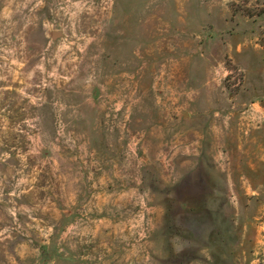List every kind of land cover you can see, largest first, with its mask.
Returning a JSON list of instances; mask_svg holds the SVG:
<instances>
[{
	"label": "rangeland",
	"instance_id": "rangeland-1",
	"mask_svg": "<svg viewBox=\"0 0 264 264\" xmlns=\"http://www.w3.org/2000/svg\"><path fill=\"white\" fill-rule=\"evenodd\" d=\"M263 45L264 0H0V264H264Z\"/></svg>",
	"mask_w": 264,
	"mask_h": 264
},
{
	"label": "trees",
	"instance_id": "trees-1",
	"mask_svg": "<svg viewBox=\"0 0 264 264\" xmlns=\"http://www.w3.org/2000/svg\"><path fill=\"white\" fill-rule=\"evenodd\" d=\"M263 49H264V45H263ZM172 188H176V186H173ZM185 204V200H182L181 198H176L175 199V207L177 209V213H181L182 212V205ZM163 209H164V213H163V219L165 220L167 217V210L165 205H162Z\"/></svg>",
	"mask_w": 264,
	"mask_h": 264
},
{
	"label": "water",
	"instance_id": "water-1",
	"mask_svg": "<svg viewBox=\"0 0 264 264\" xmlns=\"http://www.w3.org/2000/svg\"><path fill=\"white\" fill-rule=\"evenodd\" d=\"M58 35H59V32H57V31H55V32L52 33V36L53 37H57Z\"/></svg>",
	"mask_w": 264,
	"mask_h": 264
},
{
	"label": "crops",
	"instance_id": "crops-1",
	"mask_svg": "<svg viewBox=\"0 0 264 264\" xmlns=\"http://www.w3.org/2000/svg\"><path fill=\"white\" fill-rule=\"evenodd\" d=\"M253 175V174H252Z\"/></svg>",
	"mask_w": 264,
	"mask_h": 264
}]
</instances>
